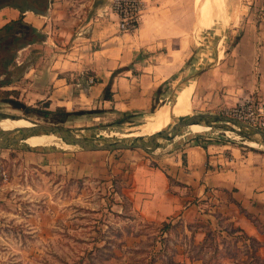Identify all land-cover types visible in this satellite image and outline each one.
Returning <instances> with one entry per match:
<instances>
[{
    "label": "rangeland",
    "instance_id": "1",
    "mask_svg": "<svg viewBox=\"0 0 264 264\" xmlns=\"http://www.w3.org/2000/svg\"><path fill=\"white\" fill-rule=\"evenodd\" d=\"M141 1L143 10L139 28L144 24L142 36L148 37V41L152 43L142 49L145 59L140 65L147 67L148 74L158 76L157 82L164 80L161 85L162 95L148 113L121 117L103 113L81 114L69 117L62 123H52L48 117L12 107L0 89V118L21 119L39 125H57L76 131L71 133L74 138L78 136L100 141L116 140L117 138L111 137L121 136L125 138L120 140L126 142L132 140L130 137L145 140L179 119L170 117L169 124L162 130L150 135H140L157 112L168 102H172L185 84H188V116L226 115L225 112L231 106L221 103L223 98L220 87L226 83L230 72L228 68L233 67L231 55L235 54V48L243 35L249 1L224 0V18H206L203 25L197 7L198 0ZM12 32L17 37H22L19 27ZM36 52L48 55V52L41 49L29 48L20 56L24 62L12 73L13 82L18 88L35 89L29 79L23 78L26 68H36L37 63L49 67L51 55L44 58L43 62H40V57L33 61L30 55ZM5 55L7 54H1ZM26 56L28 58L24 60ZM168 74L172 75L167 78ZM2 80L7 78L3 77ZM197 82L201 92V98L198 99L194 96ZM26 94L27 92L23 93L19 101L40 110L42 105H36L34 97ZM12 97L10 98L13 100L17 98L16 95ZM0 130L11 136L1 127ZM26 130L29 131L26 136L12 137L24 139L25 142L30 139L31 134L37 133L28 128ZM182 138H185L182 144L190 140L198 143L207 140L264 153L263 145L251 147L248 140L227 130L206 127L179 131L167 141ZM59 141L61 142L60 139ZM61 143L63 145H58L59 147L30 150L26 145L17 143L9 149H0L1 163L8 178L0 187V264H147L153 257L155 264H168L169 259L178 264H239L247 261L248 243L241 239L242 234L233 223H224L222 217L217 219L216 213L213 215L215 220L223 222L221 230L216 229L213 240L207 242L201 251L195 250L189 245L192 228L187 227L185 230L179 223L172 226L171 221L154 223L142 218L140 212L131 205L128 192L130 185L122 175L106 179L92 177L78 169L79 161H76L75 170L69 168L61 171L57 169L60 163L52 164L49 159L51 164L47 161L44 165L37 160L40 153L54 152V155H66L63 158L74 164L73 155H80L82 151L75 147L65 149L64 143ZM175 147L166 145V141H160L155 153H165ZM82 154L108 157L112 162L133 154L149 157L141 149ZM54 157L56 160L57 156ZM190 198L188 201L192 202L194 199L192 196ZM203 203L205 213L212 211V202L203 200ZM202 223L205 222L202 220ZM167 224L169 226H163ZM259 242L261 248H264V233ZM214 250L218 251L217 255L213 253ZM194 256L197 260L189 261Z\"/></svg>",
    "mask_w": 264,
    "mask_h": 264
},
{
    "label": "crops",
    "instance_id": "2",
    "mask_svg": "<svg viewBox=\"0 0 264 264\" xmlns=\"http://www.w3.org/2000/svg\"><path fill=\"white\" fill-rule=\"evenodd\" d=\"M248 1L243 35L231 55L233 67L228 68L226 83L220 87L223 101L219 102L227 106L264 95V0ZM18 20L21 28L23 22L42 38L18 49L7 75L0 74V80L7 78L0 89L16 92L15 100L27 92L36 105L45 103L50 111L64 108L120 117L146 114L159 101L164 80L157 82L158 76L148 74L147 67L140 65L145 59L143 50L152 43L142 36L144 24L132 33L118 32L108 0H49L43 14L0 9V29ZM29 48L48 52L47 56L31 53L33 61L40 57L43 62L50 54L51 62L49 67L37 63L36 68H26L23 78L35 89L25 90L16 86L12 73L22 65L20 56ZM88 76L95 80L91 86L86 84ZM194 90V96L201 98L199 82ZM82 153L73 155L74 164L63 158L66 155L54 152L40 153L37 160L44 165L47 161L51 164L49 159L52 164L60 163L57 169L61 171L75 170L79 161L78 169L92 177L122 175L130 185L131 205L142 218L192 228L189 238L193 237L194 244L203 240L206 229L221 230L223 222L233 223L259 241L261 234L245 213L264 225V153L207 140H190L165 153H148V158L133 154L113 162ZM203 200L214 204L209 213L203 209ZM214 213L223 222L215 220ZM258 254L264 258V248Z\"/></svg>",
    "mask_w": 264,
    "mask_h": 264
},
{
    "label": "trees",
    "instance_id": "3",
    "mask_svg": "<svg viewBox=\"0 0 264 264\" xmlns=\"http://www.w3.org/2000/svg\"><path fill=\"white\" fill-rule=\"evenodd\" d=\"M49 0H0V9L3 7H11L15 8L22 13L24 11H31L35 14H43L46 11ZM19 27L22 29V37H17L12 30L14 28ZM42 36L36 32L35 29L30 27L29 25L22 22V28L20 27V20L10 23L3 28L0 29V74L7 75V70L14 63V58L16 56V52L21 47L23 48L26 45L32 44L36 42V40H40ZM13 49V51H12ZM2 53L7 55L1 56ZM6 86V81L0 80V87ZM5 97L7 96V103L16 109H21L22 111H32L36 114L40 115L44 118H49L52 123H62L67 121L69 117L75 115L84 114L83 112H68L64 108H59L54 111L47 110V104L43 103L42 110L36 109V107H29L24 105L23 103L13 100L10 98L12 95H17L14 91H1ZM38 105V104H37ZM255 150V149H254ZM244 212V211H241ZM246 217L250 219L252 225L256 228V230L262 235L264 233V225L258 222L253 216L245 213ZM163 226H169L163 225ZM239 233L242 234L241 239H243L248 245V259L247 261H243L239 264H264V258H262L258 254V250L261 248V243L253 237L246 235L244 232L237 229ZM216 234V231H212L211 229H206L203 240L199 244H194L193 237L190 238L189 245L193 247L195 250H200L205 247L204 245L207 242H211L213 236ZM229 235V234H228ZM235 238V237H234ZM241 242V241H239ZM217 250H214L213 253L217 255ZM197 260L195 256L189 258V261ZM168 264H178L174 263L172 260H168ZM147 264H155V257L149 259ZM204 264V263H203Z\"/></svg>",
    "mask_w": 264,
    "mask_h": 264
},
{
    "label": "water",
    "instance_id": "4",
    "mask_svg": "<svg viewBox=\"0 0 264 264\" xmlns=\"http://www.w3.org/2000/svg\"><path fill=\"white\" fill-rule=\"evenodd\" d=\"M190 125H202L208 128L227 130L243 139L264 146L263 132L236 119L215 114H197L180 117L173 125L157 132L145 140L142 138H135L129 142L121 140L99 141L86 137L76 139L71 135L72 132L76 131L59 127L57 125L32 124L30 127L24 128H28L34 132L43 131L55 133L64 144L75 147L77 150L84 152H112L118 150L141 149L147 153H153L158 149L160 141H167L173 138L182 128ZM17 143L18 142L14 139H8L3 131H0V149H9ZM30 149L35 148H29V150Z\"/></svg>",
    "mask_w": 264,
    "mask_h": 264
},
{
    "label": "bare ground",
    "instance_id": "5",
    "mask_svg": "<svg viewBox=\"0 0 264 264\" xmlns=\"http://www.w3.org/2000/svg\"><path fill=\"white\" fill-rule=\"evenodd\" d=\"M224 2H225L224 0H198L197 7L199 11V17L201 19V24L203 25V21L206 18H210L212 20H220L224 16L225 11H226ZM234 20H236V18H234ZM187 89H188V84L183 85L178 90L176 95L174 96L172 102H168L164 107H162L157 112L153 120L148 124V127L144 131H142L140 135H150L151 133L162 130L166 125L169 124L170 117L180 118V117L188 116L189 107H188L187 96H186ZM172 124H173V121H172ZM31 125H32L31 122L24 121L21 119L14 120V119L0 118V127L4 129L6 132L11 134L10 136L3 131V133L8 139H14L18 143L24 144L29 148L54 147L58 145H63L59 141L60 138L57 136V134L52 133V132L37 131L36 134H31L30 139L26 140L25 142H23L24 139L12 137V136H22V137L26 136L25 134L28 133L29 131H27L26 128L24 127H30ZM199 128L206 129V127L202 125H190L185 128H182L180 131H188V130L199 129ZM81 138L82 137L77 136L76 139H81ZM107 138H110V137H107ZM111 138H117L116 140H120L122 138L124 139L125 137L117 136V137H111ZM130 138L135 139L136 137H130ZM185 138L178 139L172 142L166 141V145L173 146V147L178 146L185 141ZM108 141H115V140H108ZM248 145L251 147H261L260 144L250 142V141L248 142ZM70 147L72 146L64 144L65 149H69Z\"/></svg>",
    "mask_w": 264,
    "mask_h": 264
},
{
    "label": "built area",
    "instance_id": "6",
    "mask_svg": "<svg viewBox=\"0 0 264 264\" xmlns=\"http://www.w3.org/2000/svg\"><path fill=\"white\" fill-rule=\"evenodd\" d=\"M111 13L117 18L120 33L134 32L140 23L142 13L141 0H108ZM95 83L92 76L86 78L87 86ZM227 117L241 121L264 133V95L242 99L225 112ZM7 173L0 159V187L7 182Z\"/></svg>",
    "mask_w": 264,
    "mask_h": 264
}]
</instances>
